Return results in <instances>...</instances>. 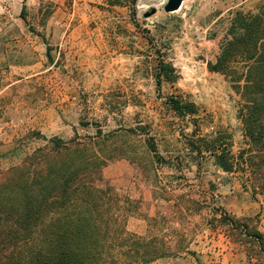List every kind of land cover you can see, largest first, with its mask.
Wrapping results in <instances>:
<instances>
[{
    "label": "rangeland",
    "instance_id": "1",
    "mask_svg": "<svg viewBox=\"0 0 264 264\" xmlns=\"http://www.w3.org/2000/svg\"><path fill=\"white\" fill-rule=\"evenodd\" d=\"M263 2L184 0L165 13V0H0V179L53 137L98 142L91 152L113 151L101 187L127 212V229H158L183 249L153 264H264V193L253 196L212 159L192 160V126L165 104L170 95L194 102L202 134L224 130L234 152L244 146L239 95L207 64L232 13H255ZM157 59L177 75L159 91ZM147 137L169 161L155 171L124 156L141 155Z\"/></svg>",
    "mask_w": 264,
    "mask_h": 264
},
{
    "label": "trees",
    "instance_id": "2",
    "mask_svg": "<svg viewBox=\"0 0 264 264\" xmlns=\"http://www.w3.org/2000/svg\"><path fill=\"white\" fill-rule=\"evenodd\" d=\"M207 67L222 74L239 95L244 146L234 152L232 135L224 130L202 134L194 102L170 95L165 104L192 126L185 139L192 160L200 166L212 159L222 172L237 174L253 196L259 195V188L264 193V178L259 181L260 171L264 176V2L255 13H232L220 51ZM154 78L159 91L177 75L171 65L157 59ZM127 131L135 134L134 129ZM88 144L53 137L2 174L0 264H153L183 252L158 229L149 227L144 235L127 229V212L116 210L118 199L101 187L103 168L113 151L91 152L98 142ZM124 156L154 171L157 165L169 164L150 137L143 140L141 155ZM220 221L248 229L239 220ZM248 232L251 244L259 247V232ZM255 256L259 260V253Z\"/></svg>",
    "mask_w": 264,
    "mask_h": 264
},
{
    "label": "water",
    "instance_id": "3",
    "mask_svg": "<svg viewBox=\"0 0 264 264\" xmlns=\"http://www.w3.org/2000/svg\"><path fill=\"white\" fill-rule=\"evenodd\" d=\"M183 1L184 0H165L162 10L165 13L175 12L181 7Z\"/></svg>",
    "mask_w": 264,
    "mask_h": 264
}]
</instances>
